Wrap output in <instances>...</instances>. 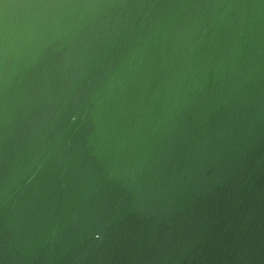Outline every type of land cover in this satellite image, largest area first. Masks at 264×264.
Listing matches in <instances>:
<instances>
[{
  "label": "water",
  "instance_id": "1",
  "mask_svg": "<svg viewBox=\"0 0 264 264\" xmlns=\"http://www.w3.org/2000/svg\"><path fill=\"white\" fill-rule=\"evenodd\" d=\"M0 264H264V0H0Z\"/></svg>",
  "mask_w": 264,
  "mask_h": 264
}]
</instances>
